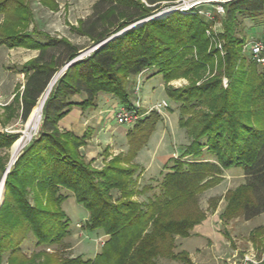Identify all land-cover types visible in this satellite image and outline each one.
Returning <instances> with one entry per match:
<instances>
[{
    "label": "trees",
    "instance_id": "obj_1",
    "mask_svg": "<svg viewBox=\"0 0 264 264\" xmlns=\"http://www.w3.org/2000/svg\"><path fill=\"white\" fill-rule=\"evenodd\" d=\"M36 1L51 10L57 8L55 0H0V16L4 18L0 47L39 51L36 59L19 70L27 76L22 95L23 120L28 119L55 74L79 54L67 40L29 30L34 18L32 3ZM174 1L97 0L92 16L80 24L81 35L94 45L104 44L71 65L56 83L43 108L40 134L7 174L5 201L0 208V264L8 251V264L55 261L44 253L30 258L22 253L21 245L31 234L37 247L51 246L69 234L70 219L60 208L68 199L63 189L89 212L87 228L102 230L109 239L94 259L53 264H158L161 257L192 264L185 253H174L175 242L177 237H190L202 218L183 212L187 213L190 202L209 178L234 166L243 168L247 182L237 190L230 205L240 208L248 220L264 213V67L245 59L243 41L229 34L239 15L256 20L263 14L264 0L227 3V35L223 36L227 55L219 63L218 75L201 85L197 81L214 59L208 53L209 39L205 35L209 23L199 15L174 12L166 19L151 20L109 40ZM50 51L56 52L49 55ZM151 69H158L165 82L179 78L192 82L183 89L167 88L166 93L180 104L179 126L192 139L182 156L193 159L177 162L174 171L164 176L160 193L140 203L133 200L131 188L137 169L118 167L120 162L116 160L104 171H91L80 152L87 136L78 138L70 131L62 132L59 122L75 104L71 97L81 93L86 94L80 104L83 109L90 107L99 94L115 96L120 105L131 108L128 80ZM223 76L230 81L226 89ZM14 102H19L18 95ZM161 120L157 112H151L129 131L130 148L123 163L129 165L137 157ZM17 139V135L0 132V149H9ZM205 150L218 165L205 161ZM5 168L0 159V173ZM113 190L122 193L118 202L113 201Z\"/></svg>",
    "mask_w": 264,
    "mask_h": 264
},
{
    "label": "rangeland",
    "instance_id": "obj_2",
    "mask_svg": "<svg viewBox=\"0 0 264 264\" xmlns=\"http://www.w3.org/2000/svg\"><path fill=\"white\" fill-rule=\"evenodd\" d=\"M55 1L57 3V8L54 10L42 6L38 2L32 3L34 18L32 21L33 24L31 23L29 30L32 31L36 29L41 33L47 34L51 38L69 41L79 51L75 59L77 61L88 58L104 43L94 45L88 37L81 35L78 30L80 24L92 16L97 0ZM140 1L147 3V0ZM183 1L188 0H175L173 3L168 4V7L161 9L153 16L124 28L118 34L113 35L109 40L124 35L132 29H137L151 20L166 19L174 12H179L181 15L186 16L193 14L199 15L209 23L205 35L209 39L208 53L213 56L214 59V63L207 65L206 72L203 73L201 79L197 81V84L201 85L218 75L220 71L219 63L221 59L224 60L227 55L226 40L223 37L227 35L225 6L232 0H215L214 2H208L209 0H206V2H203L199 6L188 4L191 6L177 9V7H180L178 5L183 4ZM2 17L3 16H1V18ZM2 23L3 20H0V25ZM230 33L234 38L243 41L242 55L245 59L253 62L250 51L249 49L247 50L245 46L253 40L264 43V13L257 16L256 20L246 15H239L229 34ZM55 52L56 51H50L49 55ZM8 55H10V59H8ZM24 57L16 50L10 54L0 53V64H3L6 70L2 72L0 66V89L6 94L5 100L0 99V132L14 134L17 135L18 138L9 149H0V159H3L6 164L4 172L0 173V185L3 183L6 173L12 169L25 148L40 134L43 123L42 112V120L39 128L32 132L31 138L25 144L13 165L10 166L13 147L23 135L25 125L28 121V119H22L21 111L19 110V105L21 104L20 95L24 90L23 86L27 78H24L23 75H19L17 71L28 63L22 65ZM194 57L196 60L199 59L196 50L194 51ZM72 62L67 63L55 74L54 78L57 77L56 83L65 74L67 69L73 65L71 64ZM8 67L10 68L8 69L10 73H8L6 69ZM238 67L236 69H238ZM135 77L136 81L133 83L130 82L131 78L128 80L127 88L132 106L134 107L135 103L139 102V111L143 112V117L148 116L151 113L150 108L157 103L165 101L169 105V107L162 112L152 111L157 112L162 120L158 123L147 144L138 152L137 157L129 165L123 163L126 162L130 148L127 134L135 125H119L116 120H113L109 125L110 128H115L117 138L124 137L123 130L127 131L125 137L122 138L126 147L125 150H123L124 152L117 151L119 150L118 147L116 150V148L109 146L107 148H102L98 153H95L94 156L91 154L87 155L85 148L88 145L89 137H92L93 133H91L92 135L90 133L84 135L87 136L86 145L80 148V152L85 157L87 164H90L91 171H104L116 160L120 162L117 163L118 167L126 169L136 168L134 181L133 184H131V188L135 193L133 200L146 203L154 194L160 193L164 176L174 171L173 169H175L177 162L181 161L185 163L193 159L190 156H182V153H184L186 148L190 145L192 139L187 135L186 130L179 126V119L181 116L180 104L172 100L166 93L167 88L183 89L189 87L192 82L187 78H179L171 82H165L163 76L158 74V69L141 72ZM229 83V79L223 76L222 85L224 89L228 88ZM135 87H139V95L136 94ZM16 94L20 102L12 103L11 101H13L14 95ZM109 96L114 97V100L120 103L115 96ZM79 97L83 98L84 95L75 96L76 99H79ZM10 103H12L10 106L7 105ZM118 106H120V104ZM8 107H11L10 111ZM117 107L112 109V112L116 111ZM109 129H106V132H108ZM60 131L64 132L70 130ZM105 139H107L106 134L102 132V142L105 143ZM208 154L207 150H205V161H209L210 164L218 165L217 159ZM177 168H180V166ZM95 178L97 179V176ZM246 178L243 168L235 166L229 169H223L219 174L216 172L214 174V179L209 178V182L206 183L203 190L197 193L194 200L190 202L187 213L183 212L184 215L192 214L198 216L200 219L202 218V221L194 226L191 230L190 237L176 238L174 248L175 254L185 253L192 264H239L245 257H253L258 264H264V213L248 220L240 208H235L234 205H230L231 199L236 194L237 190L246 184ZM5 190L6 189H4L1 206L5 201ZM62 193L68 196V199L62 203L60 208L70 219L69 234L59 242L45 247H37V240L35 236L31 234L21 245L22 253L30 258L32 255L36 256L38 254V256H44V253L52 257V260H55L49 261V263L52 264L55 262L68 261L69 259H94L97 254L101 253L103 248L102 244L106 242L109 237L106 236L102 230L90 231L87 228V222L90 216L89 212L76 202L72 193L65 189L62 190ZM111 194L114 202H118L121 199L122 193L120 190H113ZM30 197H32V195ZM8 257L9 251L2 256V264H8ZM37 261L40 260L38 259ZM157 263L187 264L182 259L173 260L162 257L157 260Z\"/></svg>",
    "mask_w": 264,
    "mask_h": 264
},
{
    "label": "crops",
    "instance_id": "obj_3",
    "mask_svg": "<svg viewBox=\"0 0 264 264\" xmlns=\"http://www.w3.org/2000/svg\"><path fill=\"white\" fill-rule=\"evenodd\" d=\"M3 19L4 18L3 17L1 18L0 16V20H3ZM14 50L18 51V53L22 55L23 57L25 56L22 65L29 61L36 59L39 56L38 50L26 49L23 47H18L15 49H10L7 47H0V53L10 54ZM24 53L27 55V57ZM8 59H10V55H8ZM0 66H1V71L5 72L6 70L4 69V65L0 64ZM6 69L8 70L10 68L8 67ZM18 72L19 71H17V73ZM8 73H10L9 70H8ZM18 74L23 75L24 78H27L26 74L24 73L19 72ZM18 80L20 81L19 78ZM135 81H136V77H133L130 80V82L132 83ZM26 83L23 86L24 89H25ZM23 92H21V95H20L21 104L19 105V110L21 112H22ZM4 94L5 92L3 93L2 89H0V97H1L0 99L5 100L6 94L5 95ZM16 95H14V98ZM78 95H84V97L83 98L79 97V99H76L75 96H78ZM14 98H13V101H11L12 103L14 102ZM85 98H86L85 93L76 94L73 97H71L72 102L75 104L69 110V113L62 120H60L59 129L60 130H70L78 137H83L86 133H90V134L93 133V136L89 137L90 139L88 140V145L85 148V152L87 155L91 154L94 156V154L98 153L102 148H107L109 146L112 148H116V150L118 147L119 150L117 151L124 152L123 150H125L126 147H125V143H123L124 140H122V138L125 137V134H127V131L123 130L124 137L117 138L115 134V128L114 129L110 128V125H109L111 121L115 120L114 112H112V109H115L119 105V103H117V101L114 100V97H110L109 95H106V94H100L98 95V97L95 99V101L92 103L90 107H88L87 109H83V107L80 104L84 101ZM69 101H70V98H69ZM12 103L7 104V105L10 106ZM106 129H109V131L106 132ZM102 132L105 133L107 137V139H105L106 140L105 143L102 142L103 140H101Z\"/></svg>",
    "mask_w": 264,
    "mask_h": 264
},
{
    "label": "built area",
    "instance_id": "obj_4",
    "mask_svg": "<svg viewBox=\"0 0 264 264\" xmlns=\"http://www.w3.org/2000/svg\"><path fill=\"white\" fill-rule=\"evenodd\" d=\"M208 1V0H207ZM215 0H209L208 2H214ZM203 2H206V0H188L183 1V4L185 6L178 5L179 8L189 7L191 5L199 6ZM191 4V5H188ZM176 9V8H175ZM176 9V10H177ZM246 49L250 51V56L254 62L264 67V43L258 40L250 41L246 44ZM136 94L139 95V87H135ZM139 102L135 103V106L129 108L124 105H120L117 107L116 111H114V119L116 120L117 124L119 125H126V126H133L136 125V123L142 119L143 115L139 114ZM169 107L168 103L163 101L161 103H157L153 105L150 108V112L152 111H158L162 112L166 110ZM105 242H103L102 245H104ZM239 264H258L253 257H245Z\"/></svg>",
    "mask_w": 264,
    "mask_h": 264
},
{
    "label": "bare ground",
    "instance_id": "obj_5",
    "mask_svg": "<svg viewBox=\"0 0 264 264\" xmlns=\"http://www.w3.org/2000/svg\"><path fill=\"white\" fill-rule=\"evenodd\" d=\"M57 77L53 79V81L49 84L43 95L40 97L36 107L32 110L30 116L28 117V121L25 125V130L23 132V135L21 136L20 140L14 145L13 150H12V160L10 163V166L13 165L14 161L18 157L19 153L25 146V144L28 142V140L32 136V132L36 129L39 128L41 120H42V112L44 105L46 104V101L56 84ZM3 194H4V186L3 183L0 185V204L3 199Z\"/></svg>",
    "mask_w": 264,
    "mask_h": 264
},
{
    "label": "water",
    "instance_id": "obj_6",
    "mask_svg": "<svg viewBox=\"0 0 264 264\" xmlns=\"http://www.w3.org/2000/svg\"><path fill=\"white\" fill-rule=\"evenodd\" d=\"M77 60H75V61H73L71 64H74L75 62H76ZM70 64V65H71ZM69 65V66H70ZM10 169V168H9ZM10 171H8L7 173H6V175H5V178H4V180H3V186H4V189H5V179H6V176H7V174L9 173ZM0 206H1V204H0Z\"/></svg>",
    "mask_w": 264,
    "mask_h": 264
}]
</instances>
